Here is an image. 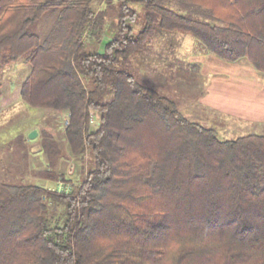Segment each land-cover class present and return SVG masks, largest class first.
I'll return each instance as SVG.
<instances>
[{
	"label": "trees",
	"instance_id": "16d2710c",
	"mask_svg": "<svg viewBox=\"0 0 264 264\" xmlns=\"http://www.w3.org/2000/svg\"><path fill=\"white\" fill-rule=\"evenodd\" d=\"M130 1L116 0L111 37L88 52L84 38H101L106 7L0 0V82L22 59L21 99L68 121L60 140L43 133L39 177L53 179L67 150L94 158L59 192L0 176V264H264V135L221 140L117 66L158 28L264 73V0H132L146 15L137 33Z\"/></svg>",
	"mask_w": 264,
	"mask_h": 264
},
{
	"label": "rangeland",
	"instance_id": "374dc122",
	"mask_svg": "<svg viewBox=\"0 0 264 264\" xmlns=\"http://www.w3.org/2000/svg\"><path fill=\"white\" fill-rule=\"evenodd\" d=\"M115 2L110 0L108 5L107 0H92L98 9L106 7V22L109 23L105 22L106 29L99 40L96 36L89 39L87 34L84 38L86 51L101 52L104 43L111 37L116 23ZM129 6L136 11V18L130 24L137 33L145 24V9L134 1H130ZM197 43L189 34L157 28L143 52L120 60L117 66L173 99L185 117L213 128L221 140L249 133L264 135V73L250 70L244 65L248 62L245 58L226 61L214 55L216 58L211 60V56L203 58V55L213 54L202 52L193 61L200 63L201 70L194 71L187 66V57L198 49ZM5 103L0 104V176L3 180L10 183L23 180L46 187L54 186L62 179L74 185L80 182L94 165L93 155L88 149L79 157L67 150L59 160L55 175L52 174L53 179H40L38 175L45 169V154L41 151L43 133L48 131L62 139L64 117L49 110H41L39 115L38 110H32L33 107L23 102ZM96 120L94 115L92 123ZM34 126L38 131L36 137L23 140L19 155L18 147L12 142L15 134L22 129L25 134ZM60 173L65 175L64 178Z\"/></svg>",
	"mask_w": 264,
	"mask_h": 264
},
{
	"label": "crops",
	"instance_id": "0c3cea01",
	"mask_svg": "<svg viewBox=\"0 0 264 264\" xmlns=\"http://www.w3.org/2000/svg\"><path fill=\"white\" fill-rule=\"evenodd\" d=\"M132 1V0H131ZM199 53H201V51L199 49H197L196 51H192V53L189 54V56L187 57L188 61L187 63H193V61H195L194 59H196L197 55H199ZM205 54V53H204ZM206 54H210V53H206ZM204 56V57H203ZM203 58H209V56H211V60H214L216 57L213 55H203ZM201 57V58H202ZM242 58L238 59L241 60ZM246 60H248L247 58H245ZM236 60V61H238ZM199 64V70H201V65ZM12 65V66H11ZM7 66L4 70H3V76L0 82V104H15L18 103L20 104V102L25 103L20 96V86L21 83L24 79V77L27 75L28 71H29V66L22 60L19 59L16 62ZM244 65H246L250 70H256L253 65L249 62L245 63ZM198 70V71H199ZM259 72V71H258ZM26 104V103H25ZM32 110H38L36 111L37 114L40 115L41 110L40 109H32ZM39 118V116L37 117V119ZM34 123L37 124V121H35ZM34 128H36V126L31 127L28 131H26L25 134H23V129L18 131L14 138H13V143L20 138V142L23 144V140H25V138H28V134L31 130H33ZM24 135L23 138H21V136ZM36 137V136H35ZM11 142V143H12ZM12 146H10L11 148ZM2 152V151H0ZM40 179H42L40 177Z\"/></svg>",
	"mask_w": 264,
	"mask_h": 264
},
{
	"label": "built area",
	"instance_id": "2783aa9c",
	"mask_svg": "<svg viewBox=\"0 0 264 264\" xmlns=\"http://www.w3.org/2000/svg\"><path fill=\"white\" fill-rule=\"evenodd\" d=\"M66 123L68 122L67 119L65 121ZM69 187V184L68 183H65V182H62V181H59L57 182L56 185L54 186H51V187H48V189L50 190H55V191H62V190H67Z\"/></svg>",
	"mask_w": 264,
	"mask_h": 264
},
{
	"label": "water",
	"instance_id": "95a60500",
	"mask_svg": "<svg viewBox=\"0 0 264 264\" xmlns=\"http://www.w3.org/2000/svg\"><path fill=\"white\" fill-rule=\"evenodd\" d=\"M37 130L36 129H33V130H31L30 132H29V134H28V137L30 138V139H33L36 135H37Z\"/></svg>",
	"mask_w": 264,
	"mask_h": 264
}]
</instances>
